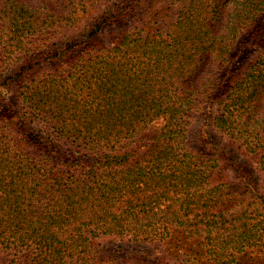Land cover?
Returning a JSON list of instances; mask_svg holds the SVG:
<instances>
[{"label": "trees", "instance_id": "obj_1", "mask_svg": "<svg viewBox=\"0 0 264 264\" xmlns=\"http://www.w3.org/2000/svg\"><path fill=\"white\" fill-rule=\"evenodd\" d=\"M93 1L0 0V264H264V0Z\"/></svg>", "mask_w": 264, "mask_h": 264}, {"label": "rangeland", "instance_id": "obj_2", "mask_svg": "<svg viewBox=\"0 0 264 264\" xmlns=\"http://www.w3.org/2000/svg\"><path fill=\"white\" fill-rule=\"evenodd\" d=\"M110 2V0H94L92 3V11L88 14H85L82 18H80V20L77 22L78 23V27L83 26L85 24H87L88 22H90L92 20V18L98 14L103 8H105V6ZM161 1L159 0H140V4L135 7L133 10L127 12L126 16L120 19H116L114 20L109 29H107V31L105 32L104 35V40L106 42H108L109 40H111L114 36H116L118 33L122 32L123 30H126L132 26H135L136 24H143L145 17L147 15V12L149 11L150 8H154L159 6ZM56 41L53 40V42ZM49 43H52V41H50ZM2 83V84H1ZM0 98L1 97H5L8 96L10 97V93L5 89V90H1V88L4 87L3 85V78L0 79ZM9 90H12L9 87ZM114 245V244H112ZM149 256V264H151L152 262V257ZM0 258L1 260L4 259V255H2L0 253Z\"/></svg>", "mask_w": 264, "mask_h": 264}]
</instances>
